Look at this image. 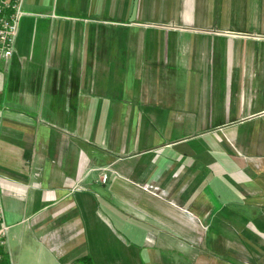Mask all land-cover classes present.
I'll list each match as a JSON object with an SVG mask.
<instances>
[{"label":"crops","instance_id":"1","mask_svg":"<svg viewBox=\"0 0 264 264\" xmlns=\"http://www.w3.org/2000/svg\"><path fill=\"white\" fill-rule=\"evenodd\" d=\"M23 10L0 70L11 264H264V0Z\"/></svg>","mask_w":264,"mask_h":264},{"label":"built area","instance_id":"2","mask_svg":"<svg viewBox=\"0 0 264 264\" xmlns=\"http://www.w3.org/2000/svg\"><path fill=\"white\" fill-rule=\"evenodd\" d=\"M23 3L24 0H0V70L11 62L15 53L19 23L25 14ZM107 180L108 175L104 174L102 182ZM8 230L4 207L0 201V264H11Z\"/></svg>","mask_w":264,"mask_h":264},{"label":"trees","instance_id":"3","mask_svg":"<svg viewBox=\"0 0 264 264\" xmlns=\"http://www.w3.org/2000/svg\"><path fill=\"white\" fill-rule=\"evenodd\" d=\"M74 264H94L90 257H84L77 260Z\"/></svg>","mask_w":264,"mask_h":264},{"label":"rangeland","instance_id":"4","mask_svg":"<svg viewBox=\"0 0 264 264\" xmlns=\"http://www.w3.org/2000/svg\"><path fill=\"white\" fill-rule=\"evenodd\" d=\"M1 72V71H0Z\"/></svg>","mask_w":264,"mask_h":264}]
</instances>
